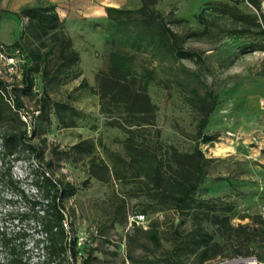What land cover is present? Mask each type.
I'll list each match as a JSON object with an SVG mask.
<instances>
[{"label":"rangeland","instance_id":"rangeland-1","mask_svg":"<svg viewBox=\"0 0 264 264\" xmlns=\"http://www.w3.org/2000/svg\"><path fill=\"white\" fill-rule=\"evenodd\" d=\"M109 1H117L122 7L134 4V0ZM208 1L214 0H154L149 8L174 32L187 34L202 30L195 16ZM222 1H239L238 6L243 11L257 14L248 0ZM261 10L264 12V0H261ZM177 19L187 21L178 23ZM156 20L142 21L140 17L122 22L106 18L83 19L66 25L80 57L76 72L50 81L41 72H34L32 89L20 93L25 112H35L31 142L42 150L43 160L25 151L18 159L0 164V233L2 229L14 234L24 230L27 234L24 246L18 237L14 244L20 254L27 252L32 264H37L39 259L33 245L39 233L31 221L17 219L16 216H21L26 208L18 191L24 190L28 201H32L35 184L46 170L43 162L48 159L52 160L54 177L69 182L76 189L63 201L71 223L70 230L76 238V255L73 258L68 253V262L63 264H81L82 258L87 256L92 258L89 264H162L157 262V257L143 249L130 247L127 242L129 234H133L129 218L142 212L144 199L127 197L126 221L112 226L104 212L112 186L90 178L89 186L84 187L82 182L87 173L83 163L50 153L51 147L68 150L81 140L91 139L97 144L96 154L102 158H105V149L126 154L127 134L110 124L111 117L106 109L108 100L101 97L102 90L111 91L115 98L130 96L133 110L145 111V116L154 121L153 126L139 129L147 141L155 140L158 130L159 141L163 144H171L183 152H191L197 144L208 160L213 159L207 165L208 175L194 193L196 199H219L216 201L218 205L232 203L234 209L230 213V222L234 226L249 222L248 217L255 214H261L264 219V154L259 152L264 51L244 49L252 41L264 42V36L257 39L227 36L216 27L201 40L189 38L185 41L184 48L201 56L200 62H194L167 52ZM218 23L230 27L227 22ZM21 26L16 16L0 12V77L13 84H20L24 64L22 52L14 46ZM8 58L12 61H7ZM56 62L51 60L47 69L51 70ZM125 68L129 74L121 80L124 75L121 70ZM98 74H103L106 79L101 82ZM122 81L129 86L121 87ZM84 82L87 87H83ZM113 82L117 84L114 86ZM209 91L213 97L208 96ZM41 96L47 98L43 109H40L43 104L37 103ZM55 101L70 104L80 112L73 117V123L63 125L57 120L52 105ZM211 104H214L213 110L203 133L215 136V139L211 143L201 139L196 141L199 120ZM239 142L247 146L243 148ZM8 165L13 178L11 186L6 178ZM114 189L118 193L123 190L120 184H115ZM146 214L148 222L163 219L161 212ZM166 215L170 219L178 217L172 211H167ZM203 224L221 247V254L206 264H219L217 261L224 258L227 259L225 262L232 261L229 264H239L236 251H245L237 244L242 236H223L216 225ZM184 227L189 228L188 221ZM163 228L161 226V230ZM168 245L169 242L163 240V247ZM249 247L251 256L264 260V248L257 242L250 243ZM128 250L140 261L129 262ZM4 256L5 249L0 245V264Z\"/></svg>","mask_w":264,"mask_h":264},{"label":"trees","instance_id":"trees-1","mask_svg":"<svg viewBox=\"0 0 264 264\" xmlns=\"http://www.w3.org/2000/svg\"><path fill=\"white\" fill-rule=\"evenodd\" d=\"M140 1L141 6L137 9L106 7V19L122 22L131 17H140L142 21L147 19L154 21L157 18L156 23L161 32L160 36L166 42V50L176 58L200 62L202 60L200 54L184 48V43L189 38L201 40L209 36L216 27L227 36L254 39L264 36L261 0H248L256 8L257 14L243 11L238 6L239 1L233 3L222 0L208 1L195 16L202 30H194L187 34L174 32L163 19L156 16L157 14L149 8L154 0ZM15 16L22 26L14 46L22 52L24 64L20 84L8 83L0 77V164L18 159L17 157L25 151L43 160L42 150L31 142L30 130L34 129L32 119L35 118V112L32 114L25 112L20 93L32 89V73L41 72L49 81L58 80L63 75L76 72L80 60L79 53L74 48L72 39L54 6L26 7L15 13ZM175 21L179 23L187 20ZM219 21L229 23L230 27L220 26ZM244 49L251 52L264 51V42L252 41L244 46ZM53 59L57 62L48 70L47 67ZM121 72L124 75L120 79L124 80L123 77L129 72L126 68ZM97 77L101 82L106 79L103 74H98ZM112 84L115 86L117 82ZM128 86L125 82L121 85ZM83 87H87L85 82ZM208 96L213 97L210 91ZM101 97H107L109 106L106 109L111 117L110 124L120 127L127 134L126 154L105 149V158H102L96 154L97 144L91 139L81 140L68 150L51 147L50 153L53 156L72 157L74 161L83 163L87 173L86 180L82 182L84 187L89 186L90 178L112 186V192L106 200L107 207L104 209L110 225L126 221L127 197L145 200L141 214L146 217V213L149 212L163 214L162 220L149 221L146 229L133 225V234L127 237L129 246L143 249L147 254L157 257V262L162 264H206L221 254L219 243L213 240V235L203 224L209 222L216 225L223 236L234 235L237 238L242 236L237 244L243 246L245 251L237 250L239 251H236L237 259L253 257L258 262H264L260 257L251 256L249 250V244L253 242L264 248V219L261 214L251 215L248 217L249 222L234 226L230 222V213L234 209L232 203L218 205L216 201L219 199L198 200L194 197L198 185L208 175L207 165L213 159L208 160L197 144L191 152H183L171 144H163L159 141L158 130L155 134L156 139L147 141L139 129L141 126H153L154 121L145 116V111L133 110L130 96L115 98L111 91L102 90ZM46 101L47 98L44 96L38 99L37 103L43 104L40 109L44 108ZM52 105L57 120L63 125L73 123V117L80 114L67 103L55 101ZM213 105L208 107L199 120L196 141L201 139L205 143H211L215 139V136L203 133ZM262 153L264 154V150ZM43 163L46 170L41 180L35 184L32 201H28L24 190L18 191V197L25 201L26 208L21 216L16 217L18 220L31 221L39 233L33 240L39 256L37 264H63L68 262V253L73 258L76 255V238L74 232L70 230L71 223L68 221L63 202L65 198L74 194L76 189L69 182L54 177L51 159ZM10 168L8 165L6 178L11 186L13 178ZM115 184L122 186L121 193L114 189ZM167 211H172L178 217L170 219L166 215ZM186 221L189 222V228L184 227ZM161 226H164L162 230ZM17 237L22 241L23 247L27 239L24 230L14 234L2 229L0 245L5 249V256L1 264H32L30 257L26 256L27 252L23 251L21 254L17 252L14 244ZM163 240L169 242L168 247H163ZM126 257L131 263L140 261L130 250L126 252ZM90 260H92L90 256L82 258L81 264H89ZM225 261L227 259L224 258L217 263Z\"/></svg>","mask_w":264,"mask_h":264},{"label":"crops","instance_id":"crops-1","mask_svg":"<svg viewBox=\"0 0 264 264\" xmlns=\"http://www.w3.org/2000/svg\"><path fill=\"white\" fill-rule=\"evenodd\" d=\"M0 0V12L4 14L18 13L26 7H32L37 5H51L55 7V10L62 21L65 29L66 25H71L75 22H79L83 19L98 20L106 18V7H115L120 9H137L141 6L140 0H134L133 6L122 7L119 6V2H112L109 0ZM26 23V19H25ZM264 99L259 100V109L262 112L259 113V152L264 150ZM242 147L247 145L244 142Z\"/></svg>","mask_w":264,"mask_h":264},{"label":"built area","instance_id":"built-area-1","mask_svg":"<svg viewBox=\"0 0 264 264\" xmlns=\"http://www.w3.org/2000/svg\"><path fill=\"white\" fill-rule=\"evenodd\" d=\"M7 61H12V59L8 58ZM129 224L130 225H136V226H142L143 229H146L145 225L148 224V221L146 220V216L145 215L139 213V214H135V215H133V216H131L129 218ZM231 262H222V263H219V264H229ZM238 263L239 264H264V262H258L253 257L245 258V259H239Z\"/></svg>","mask_w":264,"mask_h":264},{"label":"bare ground","instance_id":"bare-ground-1","mask_svg":"<svg viewBox=\"0 0 264 264\" xmlns=\"http://www.w3.org/2000/svg\"><path fill=\"white\" fill-rule=\"evenodd\" d=\"M237 148V147H236ZM233 151V150H232Z\"/></svg>","mask_w":264,"mask_h":264}]
</instances>
